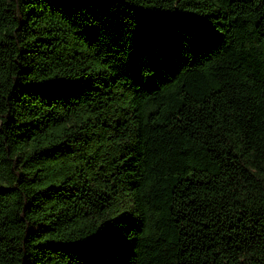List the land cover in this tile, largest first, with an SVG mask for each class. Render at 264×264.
Instances as JSON below:
<instances>
[{"label":"trees","instance_id":"1","mask_svg":"<svg viewBox=\"0 0 264 264\" xmlns=\"http://www.w3.org/2000/svg\"><path fill=\"white\" fill-rule=\"evenodd\" d=\"M0 264H264V0H0Z\"/></svg>","mask_w":264,"mask_h":264}]
</instances>
